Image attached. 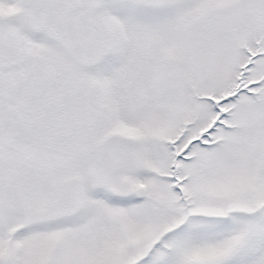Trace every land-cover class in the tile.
<instances>
[{"label": "snow or ice", "instance_id": "6c2138e0", "mask_svg": "<svg viewBox=\"0 0 264 264\" xmlns=\"http://www.w3.org/2000/svg\"><path fill=\"white\" fill-rule=\"evenodd\" d=\"M0 264H264V0H0Z\"/></svg>", "mask_w": 264, "mask_h": 264}]
</instances>
